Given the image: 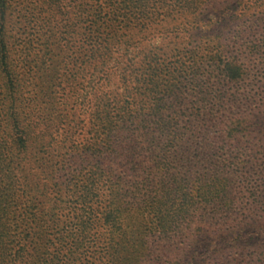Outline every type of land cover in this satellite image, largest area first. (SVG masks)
Returning <instances> with one entry per match:
<instances>
[{
  "label": "trees",
  "instance_id": "trees-1",
  "mask_svg": "<svg viewBox=\"0 0 264 264\" xmlns=\"http://www.w3.org/2000/svg\"><path fill=\"white\" fill-rule=\"evenodd\" d=\"M221 1L0 0V264H264V0Z\"/></svg>",
  "mask_w": 264,
  "mask_h": 264
},
{
  "label": "rangeland",
  "instance_id": "rangeland-1",
  "mask_svg": "<svg viewBox=\"0 0 264 264\" xmlns=\"http://www.w3.org/2000/svg\"><path fill=\"white\" fill-rule=\"evenodd\" d=\"M219 2H222L221 0H218ZM223 1H226V0H223ZM28 2H30V0H28ZM239 6H240V4H239ZM260 9H256V11H259ZM153 41H155L156 43L158 42V38L156 37V38H154V39H152L151 40V42H153ZM51 49H52V47H51ZM121 50L119 49V50H117L116 52H120Z\"/></svg>",
  "mask_w": 264,
  "mask_h": 264
}]
</instances>
